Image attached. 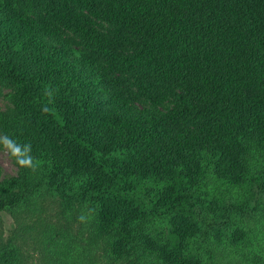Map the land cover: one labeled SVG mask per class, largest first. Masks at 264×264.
Masks as SVG:
<instances>
[{
    "label": "trees",
    "instance_id": "obj_1",
    "mask_svg": "<svg viewBox=\"0 0 264 264\" xmlns=\"http://www.w3.org/2000/svg\"><path fill=\"white\" fill-rule=\"evenodd\" d=\"M0 80L16 165L0 264H23L16 207L37 212L40 190L86 211L112 260L98 264L237 252L229 210L244 204L224 198L218 219L204 204L264 193V0H0ZM44 250L41 264H79Z\"/></svg>",
    "mask_w": 264,
    "mask_h": 264
},
{
    "label": "rangeland",
    "instance_id": "obj_2",
    "mask_svg": "<svg viewBox=\"0 0 264 264\" xmlns=\"http://www.w3.org/2000/svg\"><path fill=\"white\" fill-rule=\"evenodd\" d=\"M8 89L9 85L0 80V110L7 109L11 105L6 95ZM15 171L16 165L8 154L6 145L0 143V177ZM206 197L208 201H205L204 207L216 213L214 216L216 219L222 217L220 211L223 210L224 198L229 197L230 200L244 204L243 212L239 209L229 210L231 228L237 227L238 231L244 230L237 252L234 254L233 251L229 252V245L224 244L223 241L218 242L220 258L225 264H252L253 262L264 264V193L261 195L245 193L237 200L229 196V193H224V190L215 189ZM34 201L38 210L30 215L27 209L29 201L16 207L19 210L20 223L16 241L23 255V264H41L48 255L44 250L45 246L57 247L67 252L79 264H90L91 261H93L92 264L112 261L105 256L106 238L97 232L95 224L87 217L85 210L79 209L81 213H78L74 210V202L70 199L58 200L43 190L38 192ZM252 205H255L254 208H257V211L249 216L244 212L251 209ZM214 206L216 208L213 209ZM213 212L211 214H214ZM8 233V225L0 213V237L3 238ZM231 249L233 250V246ZM122 262L118 264H134L129 256Z\"/></svg>",
    "mask_w": 264,
    "mask_h": 264
}]
</instances>
